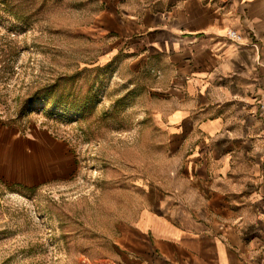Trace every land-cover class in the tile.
<instances>
[{
	"label": "rangeland",
	"instance_id": "1",
	"mask_svg": "<svg viewBox=\"0 0 264 264\" xmlns=\"http://www.w3.org/2000/svg\"><path fill=\"white\" fill-rule=\"evenodd\" d=\"M106 10L0 0V264H125L120 226L165 189L152 75L109 52Z\"/></svg>",
	"mask_w": 264,
	"mask_h": 264
},
{
	"label": "crops",
	"instance_id": "2",
	"mask_svg": "<svg viewBox=\"0 0 264 264\" xmlns=\"http://www.w3.org/2000/svg\"><path fill=\"white\" fill-rule=\"evenodd\" d=\"M102 1L109 52L152 75L167 162L164 191L120 226L125 264H264V0Z\"/></svg>",
	"mask_w": 264,
	"mask_h": 264
},
{
	"label": "built area",
	"instance_id": "3",
	"mask_svg": "<svg viewBox=\"0 0 264 264\" xmlns=\"http://www.w3.org/2000/svg\"><path fill=\"white\" fill-rule=\"evenodd\" d=\"M227 36L230 40L240 41L241 36L234 30H229ZM257 113L262 122H264V93L257 100Z\"/></svg>",
	"mask_w": 264,
	"mask_h": 264
},
{
	"label": "trees",
	"instance_id": "4",
	"mask_svg": "<svg viewBox=\"0 0 264 264\" xmlns=\"http://www.w3.org/2000/svg\"><path fill=\"white\" fill-rule=\"evenodd\" d=\"M39 91L36 92V94H33L31 97H29L28 99H26L23 103H22V108L26 107L27 105L34 103L36 99H38L40 97L39 95Z\"/></svg>",
	"mask_w": 264,
	"mask_h": 264
}]
</instances>
